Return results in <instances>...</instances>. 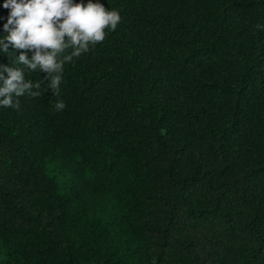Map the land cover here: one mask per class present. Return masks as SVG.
Returning a JSON list of instances; mask_svg holds the SVG:
<instances>
[{
  "label": "trees",
  "instance_id": "16d2710c",
  "mask_svg": "<svg viewBox=\"0 0 264 264\" xmlns=\"http://www.w3.org/2000/svg\"><path fill=\"white\" fill-rule=\"evenodd\" d=\"M99 2L66 108L0 107V264H264V0Z\"/></svg>",
  "mask_w": 264,
  "mask_h": 264
},
{
  "label": "clouds",
  "instance_id": "9594fccd",
  "mask_svg": "<svg viewBox=\"0 0 264 264\" xmlns=\"http://www.w3.org/2000/svg\"><path fill=\"white\" fill-rule=\"evenodd\" d=\"M3 7L10 12L3 25L7 35L0 38V52L11 54V66L0 65V107L19 110V97L38 98L51 90L54 110H64L60 86L65 65L74 63L114 32L121 21L119 11L105 8L99 0H87V4L73 0H4ZM257 28L264 29V25ZM10 46L20 54L10 53ZM36 71L46 74L43 80L26 79V72Z\"/></svg>",
  "mask_w": 264,
  "mask_h": 264
}]
</instances>
